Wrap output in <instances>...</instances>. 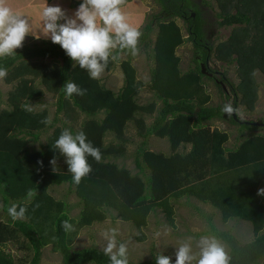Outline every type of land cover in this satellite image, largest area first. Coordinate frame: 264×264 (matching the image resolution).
Wrapping results in <instances>:
<instances>
[{"label": "trees", "instance_id": "trees-1", "mask_svg": "<svg viewBox=\"0 0 264 264\" xmlns=\"http://www.w3.org/2000/svg\"><path fill=\"white\" fill-rule=\"evenodd\" d=\"M154 1L160 6L161 18L153 45L152 25L148 23L138 47L147 54L149 48L153 51L149 54L154 65L147 87L160 100L158 107L155 102H137L146 83L136 78L133 56L126 51V59L115 60H119L123 73L118 92L100 80L90 79L78 65L73 67L74 62L61 46L50 39L32 45L24 41L15 55L0 58V68L7 71L3 81L12 85L7 91V107L0 109V208L7 214L0 220V264H39L47 245L61 254L62 264H110L98 247L71 248L69 240L77 229L105 220L108 209L138 229L147 225L155 209H161L174 226L171 199L183 196L209 203L220 211L223 222L239 218L251 223L254 238L247 243H241L229 231L210 226L212 235L228 246L230 264H257L264 257V196L257 194L264 183V134L249 133L234 148L225 146L229 133L207 123L225 119V112L222 105H209L211 95L199 65V61L207 62L211 53L223 62H234L237 85L223 77L220 81L211 78L220 87L224 81L228 83L235 104L238 101L253 109L257 99L253 73L258 69L264 75V0H216L221 9L219 26L236 27L215 48L204 41V21L192 0ZM21 11L24 15V9ZM175 18L186 24V37ZM186 40L192 42L200 60L194 59V66L182 71L176 50ZM115 54L120 57L121 52ZM115 61L110 58L105 70H111ZM37 80L56 96L55 116L48 125L40 123L49 117L47 109L31 107L45 94L36 85ZM68 80L86 89V94L66 99L62 87ZM24 105L32 111H25ZM154 113L147 124L144 114ZM228 120L241 130L261 125L237 122L232 115ZM130 121L141 138L134 154L136 173L111 160L126 154L129 138L125 130ZM57 122L61 124L55 126ZM47 126L53 129L45 143L38 149L30 147ZM64 129L73 134L83 131L102 155L99 163L88 157L92 171L79 185L73 183L65 158L53 149ZM108 133L116 140L106 141ZM152 135L167 139L168 154L150 149L148 139ZM182 144H189V149L181 150ZM146 170L144 179L141 173ZM62 183L74 187L81 203L76 219L68 214L67 204L48 191L50 186ZM29 189L32 197L27 195ZM13 204L26 208L23 219L13 221L9 216L7 209ZM65 220L76 229L66 232L62 227ZM9 243L16 245L23 256L15 258L7 252ZM155 257L128 264H155Z\"/></svg>", "mask_w": 264, "mask_h": 264}, {"label": "rangeland", "instance_id": "rangeland-1", "mask_svg": "<svg viewBox=\"0 0 264 264\" xmlns=\"http://www.w3.org/2000/svg\"><path fill=\"white\" fill-rule=\"evenodd\" d=\"M24 1L26 0H8V3L12 8H17L21 4L22 7L24 6V16L31 19L32 23H36V28L33 30L37 33H39V29L42 26L41 12L44 6L47 4L49 6H59L66 12L68 17H73L80 3H82V0H42L40 4L35 5L32 0L27 2ZM192 1L199 10L201 18L204 21V41L207 45L215 48L216 45L228 38L231 34L232 28L236 26H219L218 21L221 19L219 17L221 9L216 0ZM122 11L126 15L128 22L140 32L143 31L145 25L148 23L152 25V31L150 34L152 47L158 29V19L161 18L159 4L154 0H125L124 5H122ZM16 12L21 14L22 11L17 10ZM34 14L37 16V20L30 17ZM175 20L180 25L183 36L186 37V24L180 18H175ZM60 22L63 23L64 21ZM42 42H44L42 37L36 39L33 35H28L25 39L27 45L41 44ZM176 53L181 58L180 69L182 71L192 68L194 66V59L200 60L199 56L195 53L192 42L189 40H186L180 45L177 48ZM149 54L153 55L151 48H149L148 54L139 49V54L131 60V63L136 70V78L146 83V85L141 88L136 100L140 104L155 102L157 105L156 107H158L161 104L160 100L156 97L154 92L147 87V84L150 81V71L154 65L153 59ZM126 58L127 55L124 53L120 54V60ZM199 65L202 67L203 73L205 74L203 81L206 90L211 95L209 105H222L224 107L226 104H230L236 111L239 119L255 121L256 123L264 122V75L260 70L256 69L253 73L257 99L253 109L250 110L238 101H236V104L233 102V94L227 82L224 81V87H220L211 78L214 77L220 81L223 77L233 85H237L239 78L236 74V65L234 62H223L218 60L211 53V57L207 62L203 63L202 61H199ZM207 68L210 69L211 72L210 70H207ZM99 80L105 86L118 92L123 85V73L119 66V60L115 61L111 70H104ZM36 85L43 88V85L40 84L39 80L36 81ZM11 86L12 85L10 84L4 83L3 79H0V109L7 107L6 96L7 91ZM43 90L45 91L44 96L41 97L38 102L31 104V107L35 110L46 108L52 121L55 116L56 96L46 91L44 88ZM238 97H240V95H238ZM102 115L103 113H100L99 116ZM154 115L155 113L153 115L144 114L147 124L152 122ZM58 117L60 122H64L61 116ZM228 117L229 115L225 113V119H213L207 122L210 127L215 126L229 133V140L225 144L228 148H234L249 133L260 132L264 134V125L262 124L252 130H248V128L241 130L237 125L229 122ZM60 122H57L55 126L61 124ZM52 129V127L47 126L42 130L38 140L30 142V147L36 149L40 148L45 143V140L48 134L51 133ZM125 133L129 138L126 154L123 157H116L111 160L115 161L120 166L127 167L132 173H136L137 168L134 164V154L141 138L136 134V129L132 121L128 122ZM114 139V136L109 134L106 136L105 140L114 141ZM148 142L151 150L164 151L167 154L170 152L169 143L166 138L152 135L149 137ZM189 147V144H182L180 149L186 151ZM147 173V170L145 173H141L142 178L145 179ZM261 188H264V183L260 186V189ZM48 191L54 198L61 199L67 204L68 214L71 217L75 219L78 218L81 203L74 193V187L69 186L68 183H62L60 185L50 186ZM171 202L174 210V226L167 221L161 209H155L154 212L149 215L147 225L140 229L135 227L133 223L129 221H123L120 218H117L116 212L112 209H108L107 218L105 220L94 222L90 226L77 229L76 234L70 238L69 244L73 249L94 246L103 250L106 241L101 236V232L107 229L117 228L119 230L117 241L118 243H126L129 262H141L150 259L152 256L164 254L171 257L175 263L176 248L181 242L191 238V243L195 252L198 251L196 244L200 237L208 236L216 238L210 232L211 225L218 230L229 231L241 243L250 242L254 238L252 226L249 221L239 218H231L227 222H223L220 211L207 202H202L192 196L171 199ZM6 216L7 214L5 211L0 208V220H5ZM73 229L75 230L76 228L73 227ZM157 233H159V235H157ZM216 239L222 244L228 253V246L220 239ZM5 250L12 253L15 258L23 256V253L12 243H9L5 247ZM39 264H62V256L59 252L53 251L51 245H47L42 250ZM193 264H195V262H193ZM257 264H264V257L260 259Z\"/></svg>", "mask_w": 264, "mask_h": 264}, {"label": "clouds", "instance_id": "clouds-1", "mask_svg": "<svg viewBox=\"0 0 264 264\" xmlns=\"http://www.w3.org/2000/svg\"><path fill=\"white\" fill-rule=\"evenodd\" d=\"M124 3L125 0H82L73 17H68L61 7L47 4L42 9V26L37 33L27 16L14 11L8 0H0V58L15 55L17 49L23 47L28 35H33L36 39L43 37L60 45L74 62L73 67L78 65L87 71L90 79L99 80L110 58L113 61L119 58L116 52L126 51L133 57L139 54L141 32L128 22L122 11ZM6 76L7 71L0 68V79ZM62 89L66 99L86 94V89L70 80ZM22 107L25 111H32L30 106ZM222 111L231 116L234 109L226 104ZM40 123L51 124V118H45ZM53 149L58 150L65 158L72 181L77 185L92 171L88 157H92L97 163L102 159L99 148L87 141L83 131L73 134L69 129L62 130L53 144ZM51 163L54 166L56 160L53 159ZM257 194L264 196V188L259 189ZM27 195L32 197L34 193L29 189ZM7 211L13 221L23 219L26 214L25 207L15 204L8 207ZM62 227L66 232L73 230L68 220L62 222ZM118 234L117 228L101 232L106 241L103 252L109 258L110 264H128L127 245L118 243ZM196 248L198 251L194 252L191 238L181 242L176 248L175 264H230L228 253L214 237H200ZM155 264H172V259L164 254L156 255Z\"/></svg>", "mask_w": 264, "mask_h": 264}, {"label": "crops", "instance_id": "crops-1", "mask_svg": "<svg viewBox=\"0 0 264 264\" xmlns=\"http://www.w3.org/2000/svg\"><path fill=\"white\" fill-rule=\"evenodd\" d=\"M27 1H29V0H26V1H24V2H27ZM33 1V3L36 5V4H40V2L42 1V0H40V1H36V0H32ZM22 9H24V6L22 7V4L21 5H19L17 8H13V10L14 11H17V10H22ZM31 18H35V20H37V16L34 14V15H31L30 16ZM31 20V19H30ZM36 23H32V25H33V29L35 28V25ZM42 39L44 40V38L42 37ZM107 135H109V134H107ZM106 135V136H107ZM32 149V148H31Z\"/></svg>", "mask_w": 264, "mask_h": 264}, {"label": "water", "instance_id": "water-1", "mask_svg": "<svg viewBox=\"0 0 264 264\" xmlns=\"http://www.w3.org/2000/svg\"><path fill=\"white\" fill-rule=\"evenodd\" d=\"M191 14L194 15V13H191ZM223 87H224V86H223ZM232 118H233L235 121L240 122V123H250V122L247 121V120L239 119L235 110L233 111ZM255 123H256V122H255ZM258 124H262V125H264V123H258Z\"/></svg>", "mask_w": 264, "mask_h": 264}]
</instances>
